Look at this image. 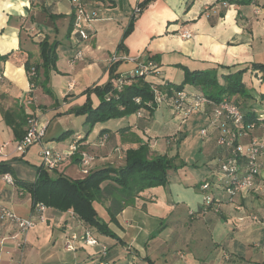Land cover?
Masks as SVG:
<instances>
[{
	"label": "crops",
	"instance_id": "1",
	"mask_svg": "<svg viewBox=\"0 0 264 264\" xmlns=\"http://www.w3.org/2000/svg\"><path fill=\"white\" fill-rule=\"evenodd\" d=\"M81 1L87 12L95 13L90 35L85 40L79 39L72 31L67 34L74 11L70 0H0V55L10 52L6 60H0V161L11 163L21 160L38 168L43 145L61 150L75 142L76 154L63 162L56 172L77 179L69 176L68 167L73 165L80 170L79 152L94 155L90 170L106 165H123L125 151L145 142L156 151L176 157L172 144L175 143L174 136L178 137L177 128L167 124L169 113L158 111V108L150 120L134 114L126 129H102L95 140L66 128L67 116L63 114L85 102L86 88L108 81L111 64L107 60L114 54L130 53L142 59L154 57L159 65L158 75L149 79L171 84L180 82L183 67L190 71L214 68L218 73L246 68L242 82L249 89L250 98L244 103L251 109H264V99L260 98L264 94V80H257L263 72L251 68L252 63L264 64V0H245L243 3L235 0L151 1L134 23L135 28L150 24V40L145 46H137L132 41L125 46L120 39L134 7L130 0ZM133 1L137 5L142 0ZM183 31H189L191 37H181ZM99 34L107 42L98 39ZM44 38L55 45L57 54L56 70L49 72L46 84L56 99L54 87L63 91L62 102L55 105L50 97L37 93L43 90L39 85L32 88L23 66L28 56L31 63H40L38 44ZM156 39L158 45L155 47L152 42ZM77 51L82 53V58L71 62ZM133 66L120 62L116 73L119 77L127 76ZM222 67H228V70ZM89 97L95 106L97 97L94 93ZM6 110L34 115L46 122L42 145L33 144L23 154L16 152L17 140L2 116ZM201 114L205 120L208 119V124V111ZM66 130L71 131L68 138L57 141L56 138ZM216 134L215 130H209L200 147L206 158L205 165L215 173L221 156L215 144ZM251 134L264 139V128L256 127ZM248 139V136L241 137L244 143ZM117 148L121 149L118 159L110 163L109 154ZM261 162L259 185H264V161ZM169 172L165 185L150 188L146 197H139L134 205L124 207L114 220H110L105 206L100 205L105 211L102 216L97 214L113 234L91 229L100 244L107 248L103 261L108 264H191L187 254H193L199 264H264L263 251L254 243L245 256L232 250L236 236L246 231L256 236L263 228L250 216L254 214L264 219V206L257 204L264 199L263 194L256 191L247 197H236L233 202L224 203L219 213L214 212L211 206L204 211L203 205L192 204L191 192H199V184L206 179L195 183L191 172H184L181 177L170 176ZM6 176L26 182H33L32 178L13 171L0 174V207L5 206L20 217H28L33 210L29 191L6 181ZM175 183L177 189L166 187ZM170 193L174 194L175 202L169 200ZM211 194L225 196V192L217 187L212 188ZM69 211L47 208L46 220L24 235L16 226L0 220V264H10L11 261H19V264H97L101 258L99 246L78 242L75 250L64 248L66 238L75 232L76 226L84 229Z\"/></svg>",
	"mask_w": 264,
	"mask_h": 264
},
{
	"label": "trees",
	"instance_id": "2",
	"mask_svg": "<svg viewBox=\"0 0 264 264\" xmlns=\"http://www.w3.org/2000/svg\"><path fill=\"white\" fill-rule=\"evenodd\" d=\"M151 1L153 0H142L137 3V6L143 10ZM235 2L243 3L245 0H235ZM134 20L135 17L132 15L127 28H125L122 34L121 40L131 31ZM72 26L73 16L67 27V34H70L72 31ZM38 47L40 63H31L28 56L23 62V66L32 88L39 85L46 93L51 94L46 84L49 72L56 70L55 62L57 54L55 45L48 42L47 38H44L39 42ZM9 54L10 52L0 55V60H6ZM146 59H150L157 64L154 57ZM117 66L118 62L109 66V79L107 82L84 90L86 100L82 105L68 110L69 113H74L75 115H85L83 121V125L86 127L85 135L91 131L96 121H106L116 116L137 115L140 113L141 116L139 118L150 120L154 111L159 107L154 101L151 89V85L153 84L157 85L160 90L165 91L168 95L186 89L184 85L189 84L192 88L186 90L195 94H201L212 101L217 102L222 98H226L241 108L245 120L251 122L256 127H264V109H251L250 105L244 103L245 100L250 98L249 89L242 82V75L246 71V68L219 75L217 69L214 68L190 71L183 67V78L179 83L171 84L164 80H150L149 77H152L151 75H135L127 77V83L123 84L120 89H117L111 83V79L119 76L116 73ZM158 66L157 64V68ZM222 68L228 70V67ZM251 68L263 72L261 80H264V64L252 63ZM91 93H94L98 99V103L95 106H93L89 97ZM260 98L264 99V94H261ZM135 99H138V101ZM2 116L5 123L11 128L14 138L17 141L21 139L25 134L27 120L31 116L23 112L16 114L8 110L2 112ZM170 116L174 118L171 113ZM126 128L127 126L121 127L116 131ZM70 132L69 130L62 132L56 140H63ZM152 154L148 143L145 142L136 148L127 149L125 151L124 164L117 168L112 165H106L89 170L83 178L72 179L62 173L56 172L59 167L48 171L39 166L37 168L36 179L33 182H26L16 177L12 178V182L17 188L29 191L33 208L36 204L41 203L47 208L59 212L70 210L71 215L84 228L89 230L95 228L96 231L102 234L113 236L107 228V224L99 218L94 204L98 203L105 206L110 220H114L124 207L134 205L139 197H146V192L150 188L165 185L168 171L176 168L175 157H166L165 155L153 156ZM8 173H12L9 162L0 161V174ZM213 198H219L220 203L210 204L208 207L211 206L216 213L221 211V206L224 203L234 201V197L227 193L223 197L215 195ZM206 209L207 207L203 206V210L206 211ZM104 262L108 264L107 261Z\"/></svg>",
	"mask_w": 264,
	"mask_h": 264
},
{
	"label": "built area",
	"instance_id": "3",
	"mask_svg": "<svg viewBox=\"0 0 264 264\" xmlns=\"http://www.w3.org/2000/svg\"><path fill=\"white\" fill-rule=\"evenodd\" d=\"M73 7V26L72 33L77 35L79 39H88L91 31V22L95 13L86 11L84 3L81 0H70ZM139 6H135L132 15L135 17L141 12ZM183 38H190L189 31L180 33ZM82 53L77 51L71 59V62L80 60ZM110 64L127 62L133 64V68L129 70L127 76L115 77L111 79L112 86L120 89L121 86L127 83V77L135 75H153L158 74L157 64L150 59H142L139 55H117L110 57ZM260 82L261 75L257 77ZM154 95V101L157 106L165 105L169 108L170 113L174 118L184 120L188 116L197 112L205 113L208 111L209 122L207 126L201 128L200 133L206 137L209 130L216 131L215 144L220 149L221 156L218 159L216 176L218 177V188L228 195L236 197H247L253 192L259 191L264 195V185H259L261 177L262 160L264 161V139L251 134L256 128L254 124L244 119L241 108L222 98L215 102L201 94L189 92L182 89L168 95L165 91L160 90L157 85H151ZM138 101V99H135ZM141 116L140 113L137 114ZM264 128V127H263ZM46 132V122L40 121L38 117L32 115L27 120L25 134L15 144V150L19 154H23L28 147L33 144H41ZM242 136H248L246 143L241 140ZM77 152L75 142L70 143L66 149H55L50 146L43 145L40 152V166L51 171L58 168L63 162L72 158ZM93 161V156L86 152H79L80 171L86 174L89 170L90 163ZM6 181L12 182V179L6 176ZM221 184L223 185L221 187ZM213 181L204 180L199 189L204 194L205 205L219 204V198H213L211 194ZM47 207L41 203L34 206L31 215L28 217H20L12 210L5 206L0 207V220L16 226L18 232L22 235L40 222L46 220L45 211ZM71 213V211H69ZM72 214V213H71ZM255 222L261 223L264 226V219H260L257 215H250ZM242 220V217H239ZM81 242L87 246H99L100 259L97 264H105L102 260L105 257L107 248L100 244L98 239L93 235L91 230L84 228L82 235L76 232H71L66 238L64 248L71 251L76 249V244ZM10 264H19L11 261Z\"/></svg>",
	"mask_w": 264,
	"mask_h": 264
},
{
	"label": "rangeland",
	"instance_id": "4",
	"mask_svg": "<svg viewBox=\"0 0 264 264\" xmlns=\"http://www.w3.org/2000/svg\"><path fill=\"white\" fill-rule=\"evenodd\" d=\"M130 2L132 4L131 6H133V5H134V7L136 6L134 4L135 2L133 0H130ZM134 7H133V9H134ZM131 8L129 10H131ZM133 9H132L130 17H132ZM139 14L135 16V20L139 19L138 18L140 16ZM135 20L133 21L131 31L127 35H125L124 38L121 40L125 46L127 45L128 41L134 42L137 46L140 44H143V46H145L150 40V35L148 33L149 28H150V24L149 23L141 24L139 27L137 26L135 28L134 27ZM127 25H128V23H125V28H127ZM125 28H124V30H125ZM124 30H123V32H124ZM123 32H122V34H123ZM73 34H71V37H73ZM122 34H121L120 39L122 38ZM98 39L103 40L104 43L107 42L105 37L101 34L98 35ZM152 45H154L155 47H156V45H158L157 39L152 42ZM148 50L150 51L152 49L148 48ZM128 55L129 56H135V54H130V53ZM109 60H110V58H108L107 61L109 62ZM218 74L220 75L221 73H218ZM157 75L158 74H153L151 76L156 77ZM181 76L183 78V75H181ZM181 80H179V81H181ZM48 87L50 88V86H48ZM189 87H191L189 84L184 85V88H186V89H188ZM54 91L57 94L56 95L57 99H56V97H54V95L52 93L53 91H51V94H48L44 90H38L37 93L47 95L48 97H50L49 100H52V103H54V105H55V104H59L62 102L63 91L59 88H56V87H54ZM160 109L165 111L167 114L169 113V115H168L169 122H167V124L168 125L171 124L172 126L177 128L175 130V132L177 131V134H178V137L174 136L175 139L173 142H175V143L172 144V146H174L173 153L176 155V157L174 159L175 160L174 162L176 164V168L171 169L169 172V175L170 176L171 175L172 176L178 175L179 177H181V174L183 175L184 172H187V173L191 172L192 176H193L192 180H194L195 183H198L202 179H206V180L213 181V186L217 187L218 186V181H217L218 177L216 176L214 170H212L211 168H208L207 165H205L206 158L204 156V152H202L200 149V147L203 143V136L201 135L200 130H201V128H203L204 124L208 121V119L205 120L204 116L200 112H197L193 115L188 116L184 120H180L177 118H172L170 116V112H169V109L167 108V106L160 105L158 107V111ZM63 115L67 116L66 123L68 124V127H66V128H72L73 131H79V132H81V134L85 135L86 127L83 125L85 115H81V114L75 115L74 113H69V112H67ZM165 115H163V118H166ZM133 119H134L133 114H130V115H126V116H116V117L108 119L106 121H96L93 124L91 131L87 134L88 135L87 138L89 140H95L96 136L100 133V131L102 129L113 130V129H116L118 127L128 126L131 124ZM184 133H185V135L182 136V134H184ZM180 135H181V137H180ZM67 138H68V135L65 136L64 140H66ZM169 138L171 140L173 139V137H169ZM132 139H134V138H132ZM167 141L169 142V140H167ZM167 145H170V144H167ZM156 148H157V146H156ZM150 150L152 151L153 156L154 155H165L166 157H172V156H169L165 152H159L158 150L156 151L155 148H153V147L152 148L150 147ZM120 152H121V149H119V148L111 151V154H109V158H108L110 163L115 161V159H118L117 155H119ZM9 164H10V167H11L12 171L14 172V174L23 175V173H24L25 176H27L28 178H32L31 180H33V181L35 180L36 173H37L36 167H32L30 165H27V164H25V162H23L21 160H13ZM90 165H91V163H90ZM120 165H122V164H120ZM91 167L92 166H89L88 170H90ZM114 167L117 168V167H119V165H116ZM68 172L70 174L69 176H72L73 178H74V176H76V178H83L86 175V174H83L78 168H76V166H73V165H70L68 167ZM30 174H31V176H30ZM186 176H188V174ZM182 183H184V182H182ZM222 186L223 185L221 184V187ZM166 187H170L171 189H177L178 188L176 186V183L173 186L167 185ZM162 194H160V195L162 196ZM165 197H168V195L166 194ZM191 197H192V204L194 206H196V205H200V206L203 205L204 207L206 206L205 200H204V194L201 190H199V192L198 191L197 192L192 191ZM169 200H174V202L176 201L173 193H170ZM257 204H259V206H264V199L262 198L261 200L257 201ZM94 206L96 207L98 214L100 216H102L105 209H103L102 206H100L98 203H95ZM254 207H256V206H254ZM107 219H109V218L107 217ZM256 223L258 225H260V223H258V222H256ZM261 226L263 228L258 230L256 236H253V233L252 232L249 233L248 231H246L243 234H239L238 236H236L235 239L233 240L234 246H233L232 250L237 254L245 256V254H247V252L249 251L247 249L253 248V246H254L253 243H254L255 246H257V249L260 248L264 254V226L263 225H261ZM75 232L78 235H82L83 228L81 229L80 226H78V227L76 226ZM254 238H256V239H254ZM206 244L208 245L207 240H206ZM249 246H251V247H249ZM223 251H226V250H223ZM250 251L253 253L252 249H250ZM206 253H208V251H206ZM187 259L191 262V264H199L198 258L196 259V256H194L193 254L192 255L187 254ZM192 261H194V262H192Z\"/></svg>",
	"mask_w": 264,
	"mask_h": 264
}]
</instances>
